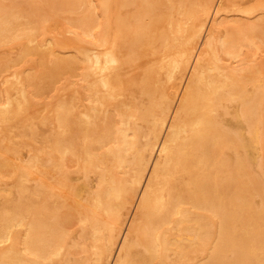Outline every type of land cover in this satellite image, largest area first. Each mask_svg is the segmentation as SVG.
I'll return each instance as SVG.
<instances>
[{
	"label": "bare ground",
	"instance_id": "1",
	"mask_svg": "<svg viewBox=\"0 0 264 264\" xmlns=\"http://www.w3.org/2000/svg\"><path fill=\"white\" fill-rule=\"evenodd\" d=\"M255 1L0 0V264H264Z\"/></svg>",
	"mask_w": 264,
	"mask_h": 264
},
{
	"label": "rangeland",
	"instance_id": "2",
	"mask_svg": "<svg viewBox=\"0 0 264 264\" xmlns=\"http://www.w3.org/2000/svg\"><path fill=\"white\" fill-rule=\"evenodd\" d=\"M94 1H95L96 5L99 4V0H94ZM235 2L237 5L239 4L240 6L239 5L238 6L241 8L242 7L246 8L249 5L251 6L254 3H256L255 0H235ZM252 2H254V3H252ZM100 12H101L100 9H96V13L98 15V20L100 19L99 21L101 23V22H103V17L101 16ZM260 13H262V14H260ZM263 13L264 12H262V10L258 11V12H256V14L255 13L253 14L255 16V17L254 16L253 17L256 19L259 16L263 15ZM233 14H234V16H233ZM228 15H232L231 19H234V20H236V19L239 20V19H241L242 16H244L243 14H238V12L230 13ZM238 16H239V19H238ZM263 19H264V17H263ZM100 23H99V25H100ZM99 27L100 26H98L96 29L98 30ZM80 31H81V29L74 27L66 19H64L62 17H58L57 19L52 20L50 22H46L44 24L43 28L37 32V39L42 44L45 43L44 44L45 46H49V44L52 43L54 50H56L62 54H65V55H71V54L77 53L78 47L80 45L91 47L92 46L91 42L95 41L94 37H88L85 34H83L82 31L81 32ZM18 40L20 41L21 39H18ZM18 40L15 42H12L11 44L9 43V44H5V45H0V52L1 53H9V54H12L13 56H16L20 52L22 43L25 42V39H23V38L20 42ZM254 51L255 52L257 51L256 52L257 53L256 54L257 61L258 60H260V61L264 60V38H260L258 40L257 46L254 47ZM65 83H66L65 80H63L61 83H59V86L62 84H65ZM1 86H4L2 82L0 83V87ZM51 93L49 94V92H47V96L45 95V96L40 97V98H35L34 100L36 101V103L43 104L48 99V95L50 96ZM43 127H41L43 131H46L48 128L47 126H43Z\"/></svg>",
	"mask_w": 264,
	"mask_h": 264
}]
</instances>
